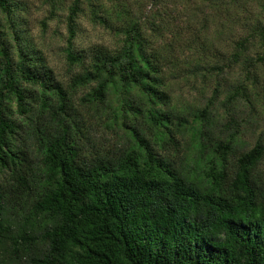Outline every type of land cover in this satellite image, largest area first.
I'll return each instance as SVG.
<instances>
[{"label":"trees","instance_id":"trees-1","mask_svg":"<svg viewBox=\"0 0 264 264\" xmlns=\"http://www.w3.org/2000/svg\"><path fill=\"white\" fill-rule=\"evenodd\" d=\"M28 2L0 0V264H264V142L237 146L264 109V0H41L65 79ZM82 15L112 43L74 45ZM198 75L190 111L170 88Z\"/></svg>","mask_w":264,"mask_h":264},{"label":"rangeland","instance_id":"rangeland-1","mask_svg":"<svg viewBox=\"0 0 264 264\" xmlns=\"http://www.w3.org/2000/svg\"><path fill=\"white\" fill-rule=\"evenodd\" d=\"M28 6L30 8L29 20H28V28L32 34L33 39L40 43L42 47L43 54L45 55L49 66L54 71L55 75L58 78L65 79L66 73H68L67 62L64 57V53L61 52L60 48L64 45V37L63 34L66 33V28L64 23L61 20L53 19L52 21H48V29L44 33L41 31V25L39 20L44 18L46 15V11L44 9L45 5L41 4V0H28ZM141 6V10L143 13H149V9H151L150 0H136ZM207 10V9H206ZM61 13V11H59ZM140 12V10H139ZM169 16L173 19V23L178 25L183 24V20H181L180 15H177L175 9H168ZM80 32L79 36L76 38L74 45L76 46H86L89 43H103L110 45L112 43V37L102 29V26L93 23L88 16H81L79 18ZM212 27V22L210 24ZM172 29V28H169ZM167 37H170V30H166L165 32ZM179 68L185 73L187 69L184 63V60L180 61ZM235 77V73H227L224 76L219 77L218 80L220 83L225 85V80L228 84L233 82V78ZM215 78V77H214ZM211 78V79H214ZM238 78V76H237ZM257 80L259 82V87L261 88L264 85V70L261 71V75L257 76ZM212 82V81H211ZM201 84V77L198 75L195 80L189 79L187 81L173 82L171 85V93L173 98L181 97L182 102L188 107L190 111L194 110L197 107H201L204 104L205 98L209 95V89L203 90ZM227 87H225L226 89ZM224 90V87L222 86ZM180 99V98H179ZM257 105L255 113H248L246 110H239L238 117L241 118L239 120V143L238 149L243 150V142L245 146H252L256 140H260L264 142V109H262V105L260 102H255ZM218 105L219 103H216ZM243 117L245 121L243 122ZM99 135L104 137L107 140L113 141L114 132L112 130H108L106 128L99 127L97 129ZM264 172V165L262 167Z\"/></svg>","mask_w":264,"mask_h":264}]
</instances>
